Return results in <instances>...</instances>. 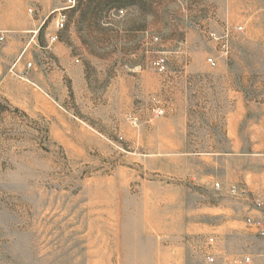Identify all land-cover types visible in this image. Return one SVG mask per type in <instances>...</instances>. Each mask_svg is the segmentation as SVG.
Returning <instances> with one entry per match:
<instances>
[{"label":"rangeland","instance_id":"obj_1","mask_svg":"<svg viewBox=\"0 0 264 264\" xmlns=\"http://www.w3.org/2000/svg\"><path fill=\"white\" fill-rule=\"evenodd\" d=\"M65 1L0 0V264H264V0Z\"/></svg>","mask_w":264,"mask_h":264},{"label":"crops","instance_id":"obj_2","mask_svg":"<svg viewBox=\"0 0 264 264\" xmlns=\"http://www.w3.org/2000/svg\"><path fill=\"white\" fill-rule=\"evenodd\" d=\"M1 29H7V27H0ZM24 30H26L24 28ZM187 29L184 28V32ZM184 43H186L184 41ZM208 56H203L200 58L201 68H195L194 63H196L195 56L188 54H177L176 56H172L167 60V69L165 72V88H173L176 85L183 91L187 89L193 88L194 86H202V87H211L213 82L211 81L210 75L212 74V69L207 63ZM227 63V61H225ZM224 62V63H225ZM179 65L176 68L175 65ZM217 71L219 69L222 70L226 68L223 72H228L227 67L223 66L222 61H217ZM178 69V70H176ZM215 75V74H214ZM188 154L184 153V155ZM229 154V153H225Z\"/></svg>","mask_w":264,"mask_h":264},{"label":"built area","instance_id":"obj_3","mask_svg":"<svg viewBox=\"0 0 264 264\" xmlns=\"http://www.w3.org/2000/svg\"><path fill=\"white\" fill-rule=\"evenodd\" d=\"M75 5H76V0H66L64 3V6L61 9L57 10V14H56L55 19H54L55 32L49 36V41L51 43L58 40V32L61 31L65 27V24L67 21L65 11L69 10V9H73L75 7ZM237 29L240 30L241 28L238 27ZM2 40H3V37L0 36V41H2ZM207 63L210 67L216 66V62L212 58H208ZM163 65H164L163 59H158L153 63V66L159 72L162 71ZM162 114H163V111L161 109L156 110V114H155L156 116H160ZM231 193L233 195H237V196L240 195L238 190L234 187L231 188ZM262 233H263V230H261V234ZM206 261L209 264H213L214 258L213 257H207ZM225 264H254V263H253V259L251 256L245 255V256H242L239 260H235L233 262H226Z\"/></svg>","mask_w":264,"mask_h":264},{"label":"trees","instance_id":"obj_4","mask_svg":"<svg viewBox=\"0 0 264 264\" xmlns=\"http://www.w3.org/2000/svg\"><path fill=\"white\" fill-rule=\"evenodd\" d=\"M144 0H85L84 3L78 2L77 7L83 8V15L91 14L93 17H99L103 10L109 8L118 9L122 6L125 7H139L142 5Z\"/></svg>","mask_w":264,"mask_h":264}]
</instances>
